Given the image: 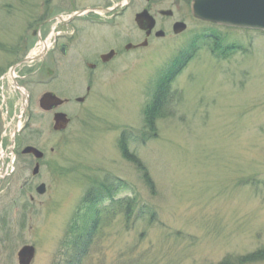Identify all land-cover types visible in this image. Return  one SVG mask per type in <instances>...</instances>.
<instances>
[{"label":"rangeland","instance_id":"rangeland-1","mask_svg":"<svg viewBox=\"0 0 264 264\" xmlns=\"http://www.w3.org/2000/svg\"><path fill=\"white\" fill-rule=\"evenodd\" d=\"M122 2L115 14L91 11L70 19L76 11ZM191 2L0 0V264H19L17 254L26 244L36 247L32 264H52L82 197L105 177L128 184L115 196L136 189L159 210L161 221L140 242L157 253L169 251L173 259L160 264H213L264 246V31L201 21ZM145 8L157 18L156 30L166 34L153 33L147 46L126 51L129 42L146 38L135 20ZM169 9L171 17L160 13ZM181 20L188 29L176 34L172 26ZM205 28L222 38V54L211 50V40L200 42L202 48L174 79L170 115L158 121L157 136L132 144L154 179L153 194L118 140L124 129L143 130L154 79ZM43 40L52 44L44 61L18 65L39 56ZM62 43L70 46L66 56ZM19 46L22 51L15 53ZM111 49L123 52L89 67ZM46 91L70 98L60 108L72 118L62 133L52 132L53 113L39 107ZM79 96L86 100L77 102ZM19 125H27L23 135ZM28 143L46 153L38 177L34 159L21 152ZM253 178L263 184L255 187ZM42 182L44 194L36 191ZM161 225L183 230L191 244L164 247ZM121 229L118 220L107 234L106 264H117L118 253L140 233Z\"/></svg>","mask_w":264,"mask_h":264},{"label":"trees","instance_id":"trees-1","mask_svg":"<svg viewBox=\"0 0 264 264\" xmlns=\"http://www.w3.org/2000/svg\"><path fill=\"white\" fill-rule=\"evenodd\" d=\"M212 29L205 28L201 34L192 38L186 51L175 58L170 66L163 68L154 79V90L152 97L146 102L143 108L144 128L141 132L130 129L122 130L118 140V147L122 155L133 162L141 173L144 185L156 194V184L151 177L148 168L144 165L137 153L132 150L133 143H144L157 136L158 121L170 115L168 108L172 98V85L176 76L183 67L192 59L193 55L202 48L203 40L212 41V51L218 53L221 46L217 45L222 38L212 35ZM213 31H215L213 29ZM230 54V53H229ZM255 187L263 183L256 178L249 180ZM129 187L125 181H114L105 177L103 181H96L92 187L88 188L82 197L81 204L75 211L73 220L69 223L63 238L60 253L52 264H106L105 242L110 229L115 223L121 222V232L131 233L140 229L139 236L134 243L125 245L123 253H118L117 264H160L165 259H173L171 254L153 251L151 247L144 248L140 242L148 238L150 230L158 225L159 210L154 204L141 199V193L133 189V194L125 197L115 196L119 189ZM141 226V228H140ZM161 225L162 245L169 250L178 248L181 242L189 241L187 234L183 230L170 229ZM190 242V241H189ZM192 242V241H191ZM191 242L189 244H191ZM117 254V253H116ZM96 260V262H95ZM264 261V246L253 252L244 254H227L222 260L213 264H247Z\"/></svg>","mask_w":264,"mask_h":264},{"label":"water","instance_id":"water-1","mask_svg":"<svg viewBox=\"0 0 264 264\" xmlns=\"http://www.w3.org/2000/svg\"><path fill=\"white\" fill-rule=\"evenodd\" d=\"M192 13L200 20H205L210 23H217L219 25H225L230 27L258 29L264 31V0H193ZM161 14L170 15L172 10H161ZM137 26L146 32V40L141 43L142 46L148 44V37L152 34L156 27L157 19L150 12L149 9H145L135 16ZM174 32L180 34L188 27L184 21H178L174 23ZM165 31L160 29L156 32V36H164ZM134 47L132 43L126 45V49ZM116 54L115 50H110L108 54L103 55L104 61H108ZM30 60L29 58L24 61ZM52 72L50 71V74ZM40 106L44 110H54L58 106L66 102L65 99L59 97L57 94L47 91L41 96ZM86 97H78V101H85ZM54 129L65 130L68 127L71 118L62 111H57L54 114ZM25 153H33L37 159L44 156V152L33 146H27L24 149ZM40 163L34 168L33 172L38 174ZM47 186L42 183L38 186L37 192L44 194ZM36 247L34 245H23L18 252L19 264H32L35 258Z\"/></svg>","mask_w":264,"mask_h":264},{"label":"flooded vegetation","instance_id":"flooded-vegetation-1","mask_svg":"<svg viewBox=\"0 0 264 264\" xmlns=\"http://www.w3.org/2000/svg\"><path fill=\"white\" fill-rule=\"evenodd\" d=\"M109 3H107V4H105V6H95V7H93V8H91V9H95V8H99V9H101V11L99 12V13H101V12H107V13H110V14H115L116 13V11H117V8L120 6V4L121 5H123V2L122 3H119V4H117L116 6H114V7H109L110 5H108ZM145 9H149L150 10V8H145ZM89 12H91V11H89ZM92 12H94V11H92ZM173 14H174V12L172 13V14H170L169 16L167 15V17H171V16H173ZM83 15V14H82ZM82 15H79V16H82ZM153 33H155V31L153 32ZM152 33V34H153ZM129 43H131V42H129ZM133 44V43H132ZM59 45V44H58ZM58 45L56 44L55 45V50H57L58 49ZM140 46H142V45H140V43L139 44H134V47H132V48H129V50L130 49H138ZM69 44L68 43H62L61 45H60V47H59V50H60V52H61V54H63V56H66L67 54V51L69 50ZM143 47V46H142ZM111 50H115L116 51V54H115V56L114 57H117L119 54H121L123 51L121 50V49H118V50H116V49H111ZM125 50L126 51H129V50H127L126 49V46H125ZM22 51V48H21V46H19L17 49H15L14 50V52L15 53H20ZM46 51V52H45ZM45 51H43L39 56H36V57H33V58H31V61H33V60H36V61H44V59H45V56H46V53H47V51L48 50H45ZM26 54H28V51H26V53H25V55ZM106 54V53H105ZM103 55L104 54H99V57H98V59H97V61L95 62V63H91V62H88V65H89V67H91L92 69H95L99 64L100 65H105V64H107L108 63V61H110V60H108L107 62L106 61H104V59H103ZM113 57V58H114ZM26 58V57H25ZM25 58H23V60L25 59ZM112 58V59H113ZM21 61L20 60V62H19V65H22L23 63H25L24 61ZM54 61V60H53ZM14 66H17V65H14ZM13 66V67H14ZM13 69H16V67H14ZM91 89V86H88V91ZM47 92V91H46ZM51 92V91H50ZM54 93V92H53ZM45 94V93H44ZM43 95V94H42ZM41 95V96H42ZM42 98V97H41ZM40 98V99H41ZM40 99H39V107L41 108V106H40ZM65 100H66V102L64 103V104H62V105H60V106H58L56 109H54V110H51V111H49V110H44L43 108H41L44 112H51V113H53L52 114V118H53V123H52V126H51V129H52V132L54 133V134H58V133H62V132H64V131H66V130H56V129H54V114L58 111V110H60V111H63V110H61L60 108L62 107V106H64L65 104H67L69 101H70V98H65ZM77 100V99H76ZM10 128V126H8V125H6V127H5V130H4V132L3 133H5V134H7V132H8V129ZM27 125L26 126H24V125H20L16 130L17 131H20V133H21V135H23L24 133H26V131H27ZM13 132L15 133V128H13ZM4 134V135H5ZM15 141V140H14ZM16 142V141H15ZM22 143H23V141H22ZM27 146H33V147H35V148H38L39 150H41V151H43L44 152V156L42 157V158H40V159H37L36 158V156L33 154V153H25V151H24V149L27 147ZM21 152H22V154L23 155H28V156H30V157H32L33 159H34V161H35V166H34V168L38 165V163H40V168H39V170H38V174H35L34 172H33V170H34V168H33V170H32V172H33V174H34V176H36V177H38L39 176V174L41 173L40 172V170H41V166H42V160L44 159V157H45V155H46V153H45V150H43L41 147H39V146H36V145H34V144H31V143H28L26 146H24V148L23 149H21ZM42 183H44V182H42ZM37 189V188H36ZM32 199H34V197L32 196Z\"/></svg>","mask_w":264,"mask_h":264},{"label":"bare ground","instance_id":"bare-ground-1","mask_svg":"<svg viewBox=\"0 0 264 264\" xmlns=\"http://www.w3.org/2000/svg\"><path fill=\"white\" fill-rule=\"evenodd\" d=\"M174 25V24H173ZM173 27V26H172ZM42 45H43V48H45L44 50H47L51 47V42H49L48 40H43L42 41ZM25 97H27V95H25Z\"/></svg>","mask_w":264,"mask_h":264}]
</instances>
